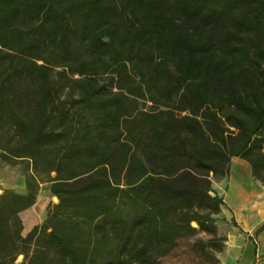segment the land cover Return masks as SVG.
Listing matches in <instances>:
<instances>
[{"label":"trees","instance_id":"1","mask_svg":"<svg viewBox=\"0 0 264 264\" xmlns=\"http://www.w3.org/2000/svg\"><path fill=\"white\" fill-rule=\"evenodd\" d=\"M231 156L264 184V0H0V264H218Z\"/></svg>","mask_w":264,"mask_h":264},{"label":"crops","instance_id":"2","mask_svg":"<svg viewBox=\"0 0 264 264\" xmlns=\"http://www.w3.org/2000/svg\"><path fill=\"white\" fill-rule=\"evenodd\" d=\"M0 177V192L8 188L20 193L26 192L25 178L20 168L4 162L1 158ZM251 177L253 176L248 162L238 156H231L229 171L223 178L227 186L221 190L214 187L224 202L220 214L226 218L233 217L237 223L230 225L224 233L225 264H264V228L254 230L256 224L245 227L239 221L244 216L243 210L247 208ZM46 190H49V183H40L35 202L19 211L23 236L43 219L48 202L42 204L40 200L42 201Z\"/></svg>","mask_w":264,"mask_h":264},{"label":"rangeland","instance_id":"3","mask_svg":"<svg viewBox=\"0 0 264 264\" xmlns=\"http://www.w3.org/2000/svg\"><path fill=\"white\" fill-rule=\"evenodd\" d=\"M15 166L21 169V166L19 164H15ZM223 178L224 177L213 180V188L216 187L219 190H221V188H225L227 186V182L225 179L223 180ZM248 192L249 196L247 198V208L243 210L244 216L242 219H239V221L241 225L245 227L256 224L254 230H261L262 228H264V226H262L264 225V184H261L257 179L251 177ZM49 201L57 202V198H55L49 190H46V192L42 196V201L40 200V202L42 204H46V202ZM232 224H237L233 217L226 218V216L224 215H220L219 217H217L218 234L221 237H225V230H227V228ZM196 236H201L203 238L208 237V235L204 232H199ZM186 248L187 245L185 241H181L179 248L174 252V254L166 258L167 262L169 264H176L183 256ZM212 251L219 260L218 264H225L224 245L220 251H216L213 248ZM122 264H130V262L126 261Z\"/></svg>","mask_w":264,"mask_h":264},{"label":"water","instance_id":"4","mask_svg":"<svg viewBox=\"0 0 264 264\" xmlns=\"http://www.w3.org/2000/svg\"><path fill=\"white\" fill-rule=\"evenodd\" d=\"M211 196H215V192L213 191H210L209 192ZM55 198H57L56 196H54ZM192 225L195 226L196 223L195 222H192ZM23 258V254H18V256L16 257V261H20L21 259Z\"/></svg>","mask_w":264,"mask_h":264}]
</instances>
